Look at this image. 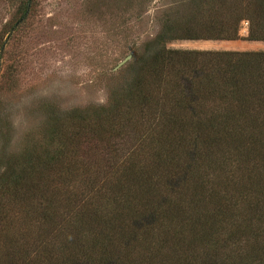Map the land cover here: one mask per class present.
<instances>
[{
  "label": "trees",
  "instance_id": "1",
  "mask_svg": "<svg viewBox=\"0 0 264 264\" xmlns=\"http://www.w3.org/2000/svg\"><path fill=\"white\" fill-rule=\"evenodd\" d=\"M193 1L105 105L0 149V264H264V50L167 46L264 41V0Z\"/></svg>",
  "mask_w": 264,
  "mask_h": 264
},
{
  "label": "rangeland",
  "instance_id": "2",
  "mask_svg": "<svg viewBox=\"0 0 264 264\" xmlns=\"http://www.w3.org/2000/svg\"><path fill=\"white\" fill-rule=\"evenodd\" d=\"M0 0V127L16 151L49 115L105 105L131 78L144 44L193 0ZM240 34H247L243 22ZM177 49L264 50V41L173 40ZM52 113V114H50ZM7 121L9 122L7 124ZM2 125V126H1Z\"/></svg>",
  "mask_w": 264,
  "mask_h": 264
}]
</instances>
